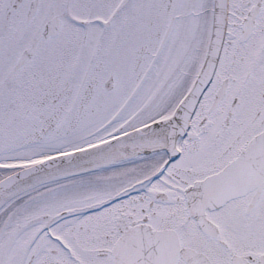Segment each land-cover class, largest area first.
<instances>
[{
    "label": "snow or ice",
    "instance_id": "1",
    "mask_svg": "<svg viewBox=\"0 0 264 264\" xmlns=\"http://www.w3.org/2000/svg\"><path fill=\"white\" fill-rule=\"evenodd\" d=\"M0 264H264V0H0Z\"/></svg>",
    "mask_w": 264,
    "mask_h": 264
}]
</instances>
